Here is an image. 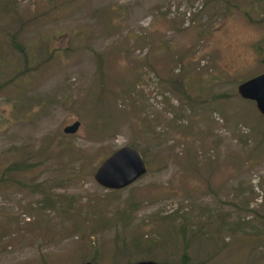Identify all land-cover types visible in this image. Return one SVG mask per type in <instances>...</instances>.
Wrapping results in <instances>:
<instances>
[{
	"label": "rangeland",
	"instance_id": "obj_1",
	"mask_svg": "<svg viewBox=\"0 0 264 264\" xmlns=\"http://www.w3.org/2000/svg\"><path fill=\"white\" fill-rule=\"evenodd\" d=\"M263 72L264 0H0V264H264Z\"/></svg>",
	"mask_w": 264,
	"mask_h": 264
},
{
	"label": "water",
	"instance_id": "obj_2",
	"mask_svg": "<svg viewBox=\"0 0 264 264\" xmlns=\"http://www.w3.org/2000/svg\"><path fill=\"white\" fill-rule=\"evenodd\" d=\"M237 95L254 103L255 109L264 118V72L240 83L236 87ZM78 122L63 128V133L72 134ZM146 172V164L140 152L130 146H122L113 151L95 169L92 179L106 190H120L135 182ZM135 264H158L141 261Z\"/></svg>",
	"mask_w": 264,
	"mask_h": 264
},
{
	"label": "flooded vegetation",
	"instance_id": "obj_3",
	"mask_svg": "<svg viewBox=\"0 0 264 264\" xmlns=\"http://www.w3.org/2000/svg\"><path fill=\"white\" fill-rule=\"evenodd\" d=\"M147 261H150V262H154V263H158V262H155V261H151V260H147ZM86 264H89V263H86ZM158 264H161V263H158Z\"/></svg>",
	"mask_w": 264,
	"mask_h": 264
}]
</instances>
